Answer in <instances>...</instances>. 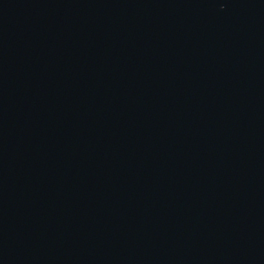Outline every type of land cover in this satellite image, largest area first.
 I'll use <instances>...</instances> for the list:
<instances>
[{
	"label": "water",
	"instance_id": "water-1",
	"mask_svg": "<svg viewBox=\"0 0 264 264\" xmlns=\"http://www.w3.org/2000/svg\"><path fill=\"white\" fill-rule=\"evenodd\" d=\"M0 264H264V0H0Z\"/></svg>",
	"mask_w": 264,
	"mask_h": 264
}]
</instances>
